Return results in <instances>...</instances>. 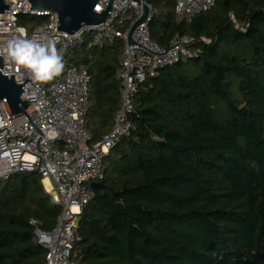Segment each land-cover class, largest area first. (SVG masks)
Returning <instances> with one entry per match:
<instances>
[{
	"label": "trees",
	"instance_id": "obj_1",
	"mask_svg": "<svg viewBox=\"0 0 264 264\" xmlns=\"http://www.w3.org/2000/svg\"><path fill=\"white\" fill-rule=\"evenodd\" d=\"M147 1L158 10L153 40L169 47L177 35L192 37L196 56L139 85L131 133L111 149L100 180L118 196H95L80 215L73 258L264 264V0H217L189 22L174 0ZM19 22L32 30L47 18ZM88 42L69 62L92 76L87 119L97 142L121 105L116 70L124 44L99 49ZM189 62L197 75L183 67ZM61 212L39 173L0 181V264H46L35 231L54 230Z\"/></svg>",
	"mask_w": 264,
	"mask_h": 264
},
{
	"label": "built area",
	"instance_id": "obj_2",
	"mask_svg": "<svg viewBox=\"0 0 264 264\" xmlns=\"http://www.w3.org/2000/svg\"><path fill=\"white\" fill-rule=\"evenodd\" d=\"M110 0H99L95 10H106ZM107 20L99 25L84 26L74 34L58 31L57 13L31 9L29 0H6L9 8L0 13V48L16 36L53 39L63 52L64 72L48 83L30 81L21 99L28 103L25 114L11 116L5 102L0 104V181L15 174L39 173L52 201L62 206L54 230L36 229V241L47 249L46 264H78L73 258L80 215L95 197L90 187L100 182L106 173V157L124 137L132 124L129 115L134 110V96L147 77L161 69L189 61L196 56L191 48L196 40L177 35L169 47H162L151 35L150 23L158 10L147 0H114ZM217 0H174L175 12L187 22L198 13L215 6ZM148 16L132 34L133 23ZM21 16L46 17L45 24L29 30L20 24ZM234 25L245 30L246 23L230 14ZM86 39L99 49L124 44L116 78L120 82L121 105L114 117L112 129L97 142L88 129L91 108L92 76L87 68L70 64V53ZM3 75H14L22 84L27 76L9 73L3 62ZM47 184V183H46ZM50 189V190H49ZM34 223V221H33Z\"/></svg>",
	"mask_w": 264,
	"mask_h": 264
},
{
	"label": "water",
	"instance_id": "obj_3",
	"mask_svg": "<svg viewBox=\"0 0 264 264\" xmlns=\"http://www.w3.org/2000/svg\"><path fill=\"white\" fill-rule=\"evenodd\" d=\"M110 0L106 10L101 13L94 9L99 0H29L31 9L39 11H49L57 13L58 31L74 34L84 26H93L104 23L111 9L113 2ZM9 5L6 0H0V13H4ZM144 14L138 18L130 28L128 41L132 43V34L135 29L142 24L148 16V5H144ZM31 80H26L22 84L15 81L14 75H3V59L0 58V100L5 102L8 112L11 116H18L26 113L28 103L21 99L24 87ZM0 110L4 119H7L2 106ZM90 187L94 196H106L116 198L118 195L103 182H92Z\"/></svg>",
	"mask_w": 264,
	"mask_h": 264
},
{
	"label": "clouds",
	"instance_id": "obj_4",
	"mask_svg": "<svg viewBox=\"0 0 264 264\" xmlns=\"http://www.w3.org/2000/svg\"><path fill=\"white\" fill-rule=\"evenodd\" d=\"M0 58L10 74L15 73L21 78L27 76L32 82L40 84L51 82L65 69L63 52L57 48L56 41L37 36L9 39L0 48Z\"/></svg>",
	"mask_w": 264,
	"mask_h": 264
},
{
	"label": "rangeland",
	"instance_id": "obj_5",
	"mask_svg": "<svg viewBox=\"0 0 264 264\" xmlns=\"http://www.w3.org/2000/svg\"><path fill=\"white\" fill-rule=\"evenodd\" d=\"M220 12H221V9H220L219 7H217V8L215 9V11H214V15H218ZM88 45H89V46H92V42L89 41V42H88ZM177 67H178V66H177ZM183 67L188 69V74H189L190 76H195V75H197L198 72H199L197 69L194 68L192 62L185 63V64L183 65ZM178 68H179V67H178ZM235 92H236V88H235ZM237 95H238V94L236 93V96H237ZM112 157H113V155H112ZM105 163L107 164V161H105ZM43 185H44L45 190L47 191V188H49L48 185H47L46 183H44ZM49 190H50V189H49ZM47 192H48V191H47ZM51 199H52V198H51Z\"/></svg>",
	"mask_w": 264,
	"mask_h": 264
},
{
	"label": "bare ground",
	"instance_id": "obj_6",
	"mask_svg": "<svg viewBox=\"0 0 264 264\" xmlns=\"http://www.w3.org/2000/svg\"><path fill=\"white\" fill-rule=\"evenodd\" d=\"M46 183H47L48 187L50 188V184H49V182L47 180H46Z\"/></svg>",
	"mask_w": 264,
	"mask_h": 264
}]
</instances>
